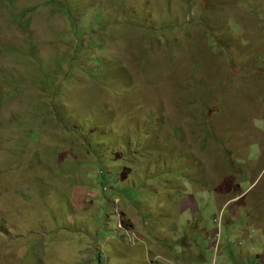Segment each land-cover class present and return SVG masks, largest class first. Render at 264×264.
<instances>
[{
    "label": "rangeland",
    "instance_id": "obj_1",
    "mask_svg": "<svg viewBox=\"0 0 264 264\" xmlns=\"http://www.w3.org/2000/svg\"><path fill=\"white\" fill-rule=\"evenodd\" d=\"M0 264H264V0H0Z\"/></svg>",
    "mask_w": 264,
    "mask_h": 264
},
{
    "label": "trees",
    "instance_id": "obj_2",
    "mask_svg": "<svg viewBox=\"0 0 264 264\" xmlns=\"http://www.w3.org/2000/svg\"><path fill=\"white\" fill-rule=\"evenodd\" d=\"M98 177V176H97ZM100 179H103L104 181H105V185H106V181L109 179V176H107V175H104V176H102ZM104 184H102V186H103ZM125 191L126 192H129L128 191V189H125Z\"/></svg>",
    "mask_w": 264,
    "mask_h": 264
}]
</instances>
